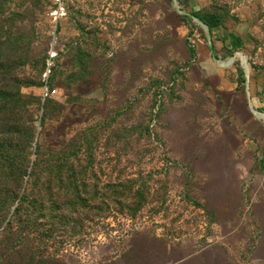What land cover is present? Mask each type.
<instances>
[{"label": "rangeland", "instance_id": "1", "mask_svg": "<svg viewBox=\"0 0 264 264\" xmlns=\"http://www.w3.org/2000/svg\"><path fill=\"white\" fill-rule=\"evenodd\" d=\"M0 0V264H264V0Z\"/></svg>", "mask_w": 264, "mask_h": 264}, {"label": "built area", "instance_id": "2", "mask_svg": "<svg viewBox=\"0 0 264 264\" xmlns=\"http://www.w3.org/2000/svg\"><path fill=\"white\" fill-rule=\"evenodd\" d=\"M68 2L69 0H50L48 13L52 20L59 22L68 16Z\"/></svg>", "mask_w": 264, "mask_h": 264}, {"label": "bare ground", "instance_id": "3", "mask_svg": "<svg viewBox=\"0 0 264 264\" xmlns=\"http://www.w3.org/2000/svg\"><path fill=\"white\" fill-rule=\"evenodd\" d=\"M257 117H258L259 119H262V120H264V117H263V116H261V115H257Z\"/></svg>", "mask_w": 264, "mask_h": 264}]
</instances>
